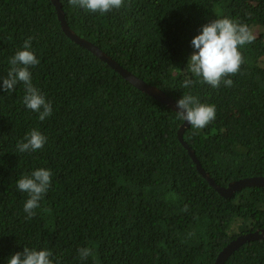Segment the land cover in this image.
<instances>
[{"label":"trees","instance_id":"obj_1","mask_svg":"<svg viewBox=\"0 0 264 264\" xmlns=\"http://www.w3.org/2000/svg\"><path fill=\"white\" fill-rule=\"evenodd\" d=\"M61 4L78 36L136 77L175 101L190 92L215 105L216 119L190 126L184 140L218 185L264 178V0H124L104 15ZM225 17L256 39L238 46L233 85L213 88L187 70L191 41ZM29 37L40 61L32 83L52 102L44 121L23 103L22 82L2 88ZM185 79L196 82L185 89ZM183 124L68 38L51 0H0V264L25 246L48 248L53 264H215L229 244L264 230V189L221 197L179 142ZM32 129L47 142L19 152ZM38 168L51 170L52 183L28 218L17 180ZM82 247L93 253L86 260ZM225 264H264V241Z\"/></svg>","mask_w":264,"mask_h":264},{"label":"clouds","instance_id":"obj_2","mask_svg":"<svg viewBox=\"0 0 264 264\" xmlns=\"http://www.w3.org/2000/svg\"><path fill=\"white\" fill-rule=\"evenodd\" d=\"M69 3L100 15L124 6V0H69ZM32 39L33 37H29L25 40L23 50L17 51L9 58L11 67L7 76L2 78V88L12 92L18 82H22L25 87L23 103L28 109L39 113V120L44 121L52 115L53 108L52 102L46 100L44 94L32 83L30 69L40 63L32 50ZM255 39L256 36L245 23L227 17L210 20L191 41L194 51L189 58L187 70L195 77L202 78L201 83H207L213 88H219L221 83L231 87L233 80L227 77L238 73L244 63L238 46L253 43ZM195 82L193 79H185L182 88H189ZM176 109L178 117L188 122L193 129H204L216 119L215 105L201 103L198 97L190 92L184 93L182 98L176 101ZM46 142L47 137L41 131L32 129L24 140L18 142L17 149L22 153L37 151L42 149ZM51 183L52 172L45 168H38L17 180L18 190L28 194L24 203L28 218L36 215L34 210L40 207V201ZM78 252L81 260H86L93 254L87 247L78 249ZM52 255L48 248L37 250L25 246L22 252L10 256L8 264H53Z\"/></svg>","mask_w":264,"mask_h":264},{"label":"water","instance_id":"obj_3","mask_svg":"<svg viewBox=\"0 0 264 264\" xmlns=\"http://www.w3.org/2000/svg\"><path fill=\"white\" fill-rule=\"evenodd\" d=\"M53 5L56 8L58 20L61 24V28L63 33L68 36L72 41L81 46L82 48L88 50L93 55H95L102 62L107 64L112 70L118 73L121 78H123L130 85L134 86L136 89L141 91L142 93L148 95L153 98L157 102L165 105L167 108L176 112V101L162 92L155 86L149 85L144 82L140 78L136 77L128 70L123 68L118 62H116L112 57L106 54L103 50H101L95 44L81 38L78 36L68 25L66 21V16L63 11V7L61 4V0H51ZM177 113V112H176ZM190 127V124L184 121V124L180 127L178 132V139L185 150L188 152L192 161L194 162L197 172L205 179L209 185L221 196L224 198H232L236 195V193H240L248 188H263L264 189V178H250L244 179L240 181L233 182L228 185V187H222L218 185L210 176L209 173L205 171L203 166L201 165L199 159L197 158L195 152L188 146V144L184 140L185 131ZM264 241V230L257 231L255 233L247 234L242 236L229 244L218 256L215 264H225L227 260L233 255L238 248L244 244L251 242Z\"/></svg>","mask_w":264,"mask_h":264}]
</instances>
